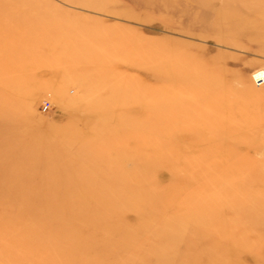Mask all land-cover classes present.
<instances>
[{
    "label": "rangeland",
    "instance_id": "374dc122",
    "mask_svg": "<svg viewBox=\"0 0 264 264\" xmlns=\"http://www.w3.org/2000/svg\"><path fill=\"white\" fill-rule=\"evenodd\" d=\"M260 67L264 0H0V264H264Z\"/></svg>",
    "mask_w": 264,
    "mask_h": 264
},
{
    "label": "built area",
    "instance_id": "2783aa9c",
    "mask_svg": "<svg viewBox=\"0 0 264 264\" xmlns=\"http://www.w3.org/2000/svg\"><path fill=\"white\" fill-rule=\"evenodd\" d=\"M253 80L257 85H261L264 83V67L256 69L252 74ZM49 102V101H48ZM44 106L45 103L43 104Z\"/></svg>",
    "mask_w": 264,
    "mask_h": 264
},
{
    "label": "bare ground",
    "instance_id": "6f19581e",
    "mask_svg": "<svg viewBox=\"0 0 264 264\" xmlns=\"http://www.w3.org/2000/svg\"><path fill=\"white\" fill-rule=\"evenodd\" d=\"M260 68H261V67H260ZM151 154H152V153H150V154H144V155H143V156H145V161H146V160L148 161V160L150 159ZM141 158H142V157H141ZM142 160H144V157L142 158ZM136 170H137L138 173H141V171L139 170V168H137ZM140 176H142V173H141ZM152 187H154V185H153ZM152 189H153V188H152Z\"/></svg>",
    "mask_w": 264,
    "mask_h": 264
}]
</instances>
